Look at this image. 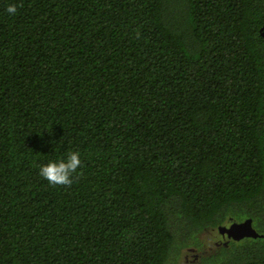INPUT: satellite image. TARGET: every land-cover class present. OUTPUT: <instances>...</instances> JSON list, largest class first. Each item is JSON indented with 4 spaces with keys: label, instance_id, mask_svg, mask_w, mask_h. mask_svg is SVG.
<instances>
[{
    "label": "trees",
    "instance_id": "obj_1",
    "mask_svg": "<svg viewBox=\"0 0 264 264\" xmlns=\"http://www.w3.org/2000/svg\"><path fill=\"white\" fill-rule=\"evenodd\" d=\"M0 264H264V0H0Z\"/></svg>",
    "mask_w": 264,
    "mask_h": 264
},
{
    "label": "clouds",
    "instance_id": "obj_2",
    "mask_svg": "<svg viewBox=\"0 0 264 264\" xmlns=\"http://www.w3.org/2000/svg\"><path fill=\"white\" fill-rule=\"evenodd\" d=\"M9 14L14 15L17 11L15 5H9L6 9ZM82 167V160L78 151H71L66 158L59 161H50L39 166V176L47 180L51 186L71 187L74 176L78 178L77 170Z\"/></svg>",
    "mask_w": 264,
    "mask_h": 264
},
{
    "label": "water",
    "instance_id": "obj_3",
    "mask_svg": "<svg viewBox=\"0 0 264 264\" xmlns=\"http://www.w3.org/2000/svg\"><path fill=\"white\" fill-rule=\"evenodd\" d=\"M219 232L222 236L227 235L229 240L241 241L246 238H262L253 226V221L248 219L240 223H232L230 226H224L219 228Z\"/></svg>",
    "mask_w": 264,
    "mask_h": 264
},
{
    "label": "rangeland",
    "instance_id": "obj_4",
    "mask_svg": "<svg viewBox=\"0 0 264 264\" xmlns=\"http://www.w3.org/2000/svg\"><path fill=\"white\" fill-rule=\"evenodd\" d=\"M211 238H219V234L218 233H213V235H212V237ZM221 238V237H220ZM195 258V255H190V256H188L187 258H186V261H187V263H192L193 261H192V259H194Z\"/></svg>",
    "mask_w": 264,
    "mask_h": 264
},
{
    "label": "flooded vegetation",
    "instance_id": "obj_5",
    "mask_svg": "<svg viewBox=\"0 0 264 264\" xmlns=\"http://www.w3.org/2000/svg\"><path fill=\"white\" fill-rule=\"evenodd\" d=\"M221 238H223L224 240H227V241H229V239H228V237H227V235H225V236H221ZM198 256H196V258H197ZM196 258H194V259H196Z\"/></svg>",
    "mask_w": 264,
    "mask_h": 264
}]
</instances>
